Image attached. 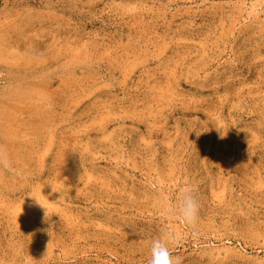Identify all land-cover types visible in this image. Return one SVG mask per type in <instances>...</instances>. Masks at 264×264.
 <instances>
[{
    "label": "rangeland",
    "instance_id": "1",
    "mask_svg": "<svg viewBox=\"0 0 264 264\" xmlns=\"http://www.w3.org/2000/svg\"><path fill=\"white\" fill-rule=\"evenodd\" d=\"M0 70V264H264V0H0Z\"/></svg>",
    "mask_w": 264,
    "mask_h": 264
},
{
    "label": "clouds",
    "instance_id": "2",
    "mask_svg": "<svg viewBox=\"0 0 264 264\" xmlns=\"http://www.w3.org/2000/svg\"><path fill=\"white\" fill-rule=\"evenodd\" d=\"M38 100L46 99L43 94L37 96ZM218 129V128H217ZM221 137L223 135L220 132ZM0 169L7 170L11 173H17L19 170L15 166V162L12 159L10 153L6 148L0 146ZM34 198L35 203L46 209L45 204L40 198V195H29ZM199 201L190 188H185L178 197L175 205V214L180 221L187 226H195L199 216ZM167 237L169 240L176 239L179 233L175 232L172 227L166 229ZM23 264H32L30 256L23 258ZM148 264H179V260L175 257L169 244L164 238H156L152 241L150 246V258Z\"/></svg>",
    "mask_w": 264,
    "mask_h": 264
},
{
    "label": "built area",
    "instance_id": "3",
    "mask_svg": "<svg viewBox=\"0 0 264 264\" xmlns=\"http://www.w3.org/2000/svg\"><path fill=\"white\" fill-rule=\"evenodd\" d=\"M5 81V74L2 70H0V83H4Z\"/></svg>",
    "mask_w": 264,
    "mask_h": 264
}]
</instances>
